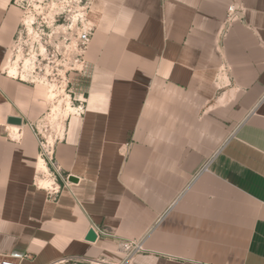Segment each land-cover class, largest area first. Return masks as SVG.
Returning a JSON list of instances; mask_svg holds the SVG:
<instances>
[{
	"label": "crops",
	"instance_id": "obj_1",
	"mask_svg": "<svg viewBox=\"0 0 264 264\" xmlns=\"http://www.w3.org/2000/svg\"><path fill=\"white\" fill-rule=\"evenodd\" d=\"M14 1L0 0V254L119 262L117 240H85L95 224L144 241L128 264H264V0H91L88 92L54 148L55 195L29 149L45 98L3 68Z\"/></svg>",
	"mask_w": 264,
	"mask_h": 264
},
{
	"label": "rangeland",
	"instance_id": "obj_2",
	"mask_svg": "<svg viewBox=\"0 0 264 264\" xmlns=\"http://www.w3.org/2000/svg\"><path fill=\"white\" fill-rule=\"evenodd\" d=\"M13 4L18 9L19 23L4 51L3 68L13 64L22 55L19 70L26 75L24 82L37 88L45 98L46 114L40 122L29 126L31 134L29 149L36 165L38 156H49L52 146L50 139H54V151L56 144L66 132L65 127L62 135L57 127L60 118L55 120L51 118V104L48 101L50 87L64 89L74 108L84 105L90 78V68L86 62L90 44L83 48L78 35L85 29L84 27H94L96 30L94 25L96 17L92 16L91 0H15ZM28 19L32 20V30L25 25L24 21ZM41 46L46 48L45 52H42ZM25 59L31 60L26 70ZM80 65H83L82 69ZM35 165V184L40 188L37 177L43 175L37 174ZM49 171L54 177L53 170L49 168ZM115 255L118 257V264L124 262V256L119 254L118 248L115 249ZM87 260L108 262L103 257ZM73 262L76 261L64 264ZM79 264L90 263L80 260Z\"/></svg>",
	"mask_w": 264,
	"mask_h": 264
},
{
	"label": "bare ground",
	"instance_id": "obj_3",
	"mask_svg": "<svg viewBox=\"0 0 264 264\" xmlns=\"http://www.w3.org/2000/svg\"><path fill=\"white\" fill-rule=\"evenodd\" d=\"M24 22H25V25H27V27L30 30H32V25H31L32 20L30 21L28 19V20H25ZM41 49H42V52L46 51V48L44 46H41ZM21 59H22V55H20L13 64L8 65L4 70L6 71L9 77H12V78L21 77V80L24 81L26 79V75L24 73H21L19 70V61ZM30 64H31V60L25 59L24 69L25 70L28 69ZM80 68L82 69L83 65H80ZM62 96H64L63 99L61 98ZM69 98H70L69 95L65 93L64 89L58 90L56 89L55 86L50 87V91L48 94V101L51 104V111H50L51 114L50 115H51V118H53V120L60 118L57 123V127L60 133H62V135H63L66 121L72 114H75L76 112V108H74L71 105ZM8 133L12 140L19 142L26 134V131L24 130V128H21L20 126L9 125ZM50 143L52 144L50 153H53L54 139L53 140L50 139ZM36 172L39 175H43V177H37L38 185L40 186V188L46 190V189H51L55 186L54 185L55 183L53 181L49 168L47 167V162L45 158L42 156H38L37 158ZM96 264H105V263L98 262Z\"/></svg>",
	"mask_w": 264,
	"mask_h": 264
},
{
	"label": "built area",
	"instance_id": "obj_4",
	"mask_svg": "<svg viewBox=\"0 0 264 264\" xmlns=\"http://www.w3.org/2000/svg\"><path fill=\"white\" fill-rule=\"evenodd\" d=\"M234 10H235L234 6H231V8L229 9V12L230 13L234 12ZM84 28L85 29L79 33L78 40L81 46L83 48H86L92 40V37L95 33V28L94 27H90V28L84 27ZM261 45L264 48V40L261 41ZM53 154H54V151L53 153H49V156L48 155L44 156L47 162V167H49L50 170L51 169L53 170L54 175L61 177L60 170L56 164V161L54 160ZM205 170L206 169L202 170V172H204ZM51 189H52V195H55V193L59 192V187L51 188ZM91 229L94 230V232L96 233L97 241L99 240L100 237H109V238H112L118 241L119 254L124 256V262L121 264H128L131 260H133L135 256L143 253L144 251L143 250V244H144L143 240L142 241L121 240L117 238L113 232L100 229L95 224H92ZM85 261L89 262L90 264H96L98 262H102L105 264H118V263H112V262H106V261H94V262H91L88 260H85ZM79 262L80 261H76V262H73L72 264H79ZM0 264H20V261H18V259L14 256H6V255L0 254Z\"/></svg>",
	"mask_w": 264,
	"mask_h": 264
},
{
	"label": "water",
	"instance_id": "obj_5",
	"mask_svg": "<svg viewBox=\"0 0 264 264\" xmlns=\"http://www.w3.org/2000/svg\"><path fill=\"white\" fill-rule=\"evenodd\" d=\"M9 125H16V126H22L23 120L20 117H9L7 120ZM69 181L72 183H78V180L76 178L70 177ZM85 240L90 243H96L97 242V235L94 232V230H89Z\"/></svg>",
	"mask_w": 264,
	"mask_h": 264
}]
</instances>
